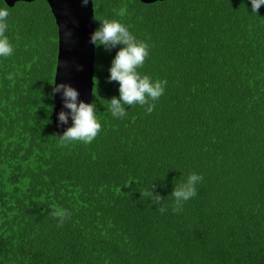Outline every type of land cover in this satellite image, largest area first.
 <instances>
[{"label":"trees","instance_id":"1","mask_svg":"<svg viewBox=\"0 0 264 264\" xmlns=\"http://www.w3.org/2000/svg\"><path fill=\"white\" fill-rule=\"evenodd\" d=\"M0 7L13 47L0 57V264H264V6L92 0L94 27L125 24L149 45L138 71L167 85L151 114L134 105L112 117L117 49L95 47L101 130L87 145L53 125L46 0ZM190 173L203 176L197 194L173 211Z\"/></svg>","mask_w":264,"mask_h":264},{"label":"clouds","instance_id":"2","mask_svg":"<svg viewBox=\"0 0 264 264\" xmlns=\"http://www.w3.org/2000/svg\"><path fill=\"white\" fill-rule=\"evenodd\" d=\"M81 7H88L91 0H79ZM250 11L258 13L264 0H248ZM122 10L119 15L123 16ZM8 7H0V57H8L13 52V47L5 35L8 30ZM69 37L71 33L68 34ZM89 41L94 47H102L105 51L117 49L108 67V80L115 82L118 88V96L106 99L108 110L114 118L122 119L127 115V107L140 105L146 113L151 114L155 108V102L164 95L167 85L166 80L153 79L149 75H141L138 71L144 65L149 55V45L145 40L138 39L129 28L118 20L104 19L95 21V27L89 34ZM61 94L63 104L67 112L60 111L56 114V123L69 124L59 136L62 142H78L90 144L101 130V123L97 119V108L94 102L79 100L78 91L65 83H52L50 95ZM203 180V176L190 173L187 179L172 192V209L179 212L185 202L195 197L196 186ZM144 195H151L145 192ZM161 213L165 212L160 208ZM70 215L69 211L56 210L55 218H59V226Z\"/></svg>","mask_w":264,"mask_h":264},{"label":"water","instance_id":"3","mask_svg":"<svg viewBox=\"0 0 264 264\" xmlns=\"http://www.w3.org/2000/svg\"><path fill=\"white\" fill-rule=\"evenodd\" d=\"M8 6L19 0H3ZM32 1V0H23ZM154 2L156 0H140ZM57 27V54L54 82L65 83L75 88L79 100L86 103L91 100L93 84V63L95 47L89 41L94 28L92 0L88 7H81L79 0H46ZM69 33L71 36L69 37ZM67 112L62 95H53L52 118L58 133L70 126H57L56 114Z\"/></svg>","mask_w":264,"mask_h":264},{"label":"flooded vegetation","instance_id":"4","mask_svg":"<svg viewBox=\"0 0 264 264\" xmlns=\"http://www.w3.org/2000/svg\"><path fill=\"white\" fill-rule=\"evenodd\" d=\"M19 1H23V0H19ZM19 1H15V2L13 3V5H14L15 3L19 2ZM11 6H12V5H11Z\"/></svg>","mask_w":264,"mask_h":264}]
</instances>
